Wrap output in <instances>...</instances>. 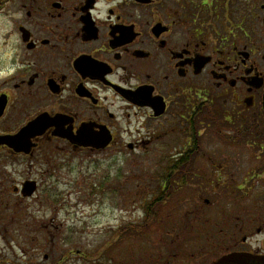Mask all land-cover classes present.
Instances as JSON below:
<instances>
[{
	"label": "flooded vegetation",
	"instance_id": "1",
	"mask_svg": "<svg viewBox=\"0 0 264 264\" xmlns=\"http://www.w3.org/2000/svg\"><path fill=\"white\" fill-rule=\"evenodd\" d=\"M112 148L156 163L168 200L231 194L190 264H264V0H0V264H90L62 173ZM255 148L258 170L227 173ZM154 197L130 229L156 234Z\"/></svg>",
	"mask_w": 264,
	"mask_h": 264
},
{
	"label": "rangeland",
	"instance_id": "2",
	"mask_svg": "<svg viewBox=\"0 0 264 264\" xmlns=\"http://www.w3.org/2000/svg\"><path fill=\"white\" fill-rule=\"evenodd\" d=\"M218 149L224 157L237 153L233 152L231 147ZM115 151L112 148L103 153L90 154V169L85 159L86 153H81L84 158L79 162L78 168L73 172L62 173L60 189L64 196L62 198L64 202L72 203L70 211L73 218L78 219L77 248L83 255L90 254V264H168L167 261L173 251H177L179 257L172 259L170 264H190L189 253L185 255V252L199 248L203 244L195 241L199 238L197 235L202 238L204 235L217 232L214 219H217L221 208V212L223 210L227 216L232 215L231 194H223L222 206L219 204L208 206L204 203L200 206H190L188 203L193 202L198 195L190 196L192 198L189 199L187 196L184 197V192H176L157 209L156 218L159 225L156 234L152 236L148 232L140 234L135 232L134 228L130 229L132 225L127 223L144 218L146 208L155 199L154 196H160L158 185L152 177L157 168L156 163L138 161L131 156L133 152H126V155L121 156ZM259 152L258 148L250 153L240 152L239 161L223 163L230 167L227 173L235 171L236 167L241 171L253 168L258 170L262 165L257 157ZM82 157L79 156L78 159ZM262 180L261 178L253 182L256 187L255 194L262 193L264 187ZM189 211L192 214L188 218L192 221L185 227L178 221ZM30 212L33 217L41 218L47 217L50 210L46 207L40 210L31 208ZM124 227L126 230L122 231ZM171 233L177 240L174 245H171L169 240L171 237L167 236ZM20 234L21 232L18 235L16 233L15 236L22 240L23 234ZM13 249L22 257V250L19 247ZM11 254L8 257L15 263L16 259ZM77 264L88 263L78 259Z\"/></svg>",
	"mask_w": 264,
	"mask_h": 264
},
{
	"label": "water",
	"instance_id": "3",
	"mask_svg": "<svg viewBox=\"0 0 264 264\" xmlns=\"http://www.w3.org/2000/svg\"><path fill=\"white\" fill-rule=\"evenodd\" d=\"M83 137V135H80V138ZM74 141L78 142L77 138L74 139ZM111 141V138H100V139H96L94 136L90 135V147L96 148V149H104L106 148L109 143ZM81 144L87 145L85 141H83V143L81 142ZM226 261V259L224 260H220L219 262H217L216 264H223Z\"/></svg>",
	"mask_w": 264,
	"mask_h": 264
},
{
	"label": "trees",
	"instance_id": "4",
	"mask_svg": "<svg viewBox=\"0 0 264 264\" xmlns=\"http://www.w3.org/2000/svg\"><path fill=\"white\" fill-rule=\"evenodd\" d=\"M159 198V199H158ZM157 199H158V202H165L168 198H167V195L166 194H162V195H160V196H158L157 197ZM155 200L156 199H154L153 201L155 202ZM157 201V200H156ZM157 209H158V206L157 207H155V206H153V213H151V209H149L147 212L149 213V217L152 215V217L154 218L155 216H157L158 215V212H157Z\"/></svg>",
	"mask_w": 264,
	"mask_h": 264
}]
</instances>
